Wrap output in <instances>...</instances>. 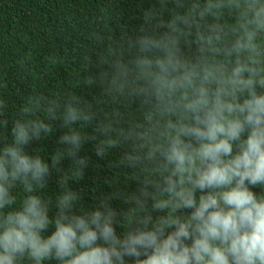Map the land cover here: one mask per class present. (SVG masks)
Segmentation results:
<instances>
[{
  "label": "clouds",
  "instance_id": "9594fccd",
  "mask_svg": "<svg viewBox=\"0 0 264 264\" xmlns=\"http://www.w3.org/2000/svg\"><path fill=\"white\" fill-rule=\"evenodd\" d=\"M137 19L71 94L30 91L9 119L0 92V264H264V0H149ZM57 120L61 147L27 150ZM89 140L121 150L92 208L69 183Z\"/></svg>",
  "mask_w": 264,
  "mask_h": 264
},
{
  "label": "trees",
  "instance_id": "16d2710c",
  "mask_svg": "<svg viewBox=\"0 0 264 264\" xmlns=\"http://www.w3.org/2000/svg\"><path fill=\"white\" fill-rule=\"evenodd\" d=\"M149 0H0V80L5 82L0 89L8 99V118L14 115L24 96L34 90L51 95L77 88L79 79L86 74H96L98 57L107 42L119 41L125 31H132L139 23V7L147 6ZM78 92L80 89H76ZM100 86L94 84L84 95L98 93ZM52 134L42 141H32L27 150L40 149V154L49 159L61 145L58 137L65 131L60 122L54 121ZM85 131L92 134V128ZM11 137L10 124L0 127V137ZM95 141H87L81 155L89 158L84 176L70 180V186L80 192L85 207H95L99 200L115 190L108 183L113 169L108 160L121 155L118 148L105 159L98 158L94 151ZM66 158L61 167L67 169ZM124 171L130 172V169ZM57 173L48 181L47 195L58 190ZM123 175L120 179L123 180ZM127 191L134 190L135 181L120 185ZM254 191H260L257 186ZM112 206L118 211L126 209L122 200L113 199ZM54 211V209H53ZM161 214V213H157ZM121 229L118 227L117 231ZM51 229H49V232ZM55 264V262H51Z\"/></svg>",
  "mask_w": 264,
  "mask_h": 264
}]
</instances>
